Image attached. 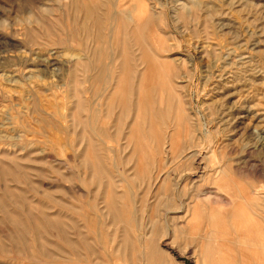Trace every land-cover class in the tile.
<instances>
[{
	"label": "rangeland",
	"instance_id": "1",
	"mask_svg": "<svg viewBox=\"0 0 264 264\" xmlns=\"http://www.w3.org/2000/svg\"><path fill=\"white\" fill-rule=\"evenodd\" d=\"M151 238L263 263L264 0H0V264H141Z\"/></svg>",
	"mask_w": 264,
	"mask_h": 264
},
{
	"label": "bare ground",
	"instance_id": "2",
	"mask_svg": "<svg viewBox=\"0 0 264 264\" xmlns=\"http://www.w3.org/2000/svg\"><path fill=\"white\" fill-rule=\"evenodd\" d=\"M199 9V8H198ZM165 42V41H164ZM163 44V42H162ZM167 45V44H166ZM161 49H163V45L160 46ZM175 68V67H174ZM224 201V202H223ZM222 201V203L224 204L223 207L228 208V210H225L224 212L227 211L226 214H224L225 218L228 217L229 223L232 224H236V219L241 215L240 214V203L241 201L243 202V198L241 197L240 200H235L232 197H227L224 198ZM222 204V205H223ZM242 205V204H241ZM250 207V206H249ZM253 209V208H252ZM221 211V210H220ZM254 211V210H252ZM198 207L196 209V207L194 209L191 210V214H190V220L193 222H197L200 221L202 219V215H199L200 213H198ZM223 212V213H224ZM256 212V211H255ZM253 214V213H252ZM213 216V215H212ZM223 216V215H222ZM220 216V218L222 217ZM217 217V216H216ZM254 217V216H252ZM213 218V217H212ZM218 219V218H217ZM189 220V221H190ZM221 219H219L218 221L220 222ZM216 221V220H215ZM217 221V222H218ZM225 221V220H224ZM253 221V219H252ZM212 222H214V220H212ZM188 226V224H187ZM191 226V225H190ZM254 228V226H253ZM206 235V234H205ZM205 238V237H204ZM227 239V238H224ZM207 240V239H206ZM227 241V240H226ZM230 241V240H229ZM248 242V241H247ZM233 243V242H232ZM206 244V243H205ZM228 244V243H227ZM238 244V243H237ZM241 244V243H239ZM216 246V245H215ZM210 247V246H209ZM229 247V246H228ZM217 248V247H216ZM220 251L219 254V258L218 259V264H222L224 262V264H264V260L263 263L262 262H257L255 261V258H253V254H252V249L250 245H245L239 252V256H238V260L235 259V261H229V258H225V252L228 250H224L225 249V241L223 242H219L218 244V248ZM238 249V248H237ZM164 250V249H163ZM212 250V249H211ZM223 250V252H222ZM230 250V249H229ZM209 249L208 246H206L204 252L201 253V256H206V254L208 253ZM141 252H142V259L141 264H176L174 259H172V257H170V253L168 251H161L158 247V243L155 242L153 240V238L149 239L146 244H144V246H141ZM182 253V252H181ZM230 253V252H229ZM186 254V253H185ZM217 254V253H216ZM227 254V253H226ZM212 255V254H211ZM229 255V254H227ZM208 256V255H207ZM206 256V257H207ZM217 256V255H216ZM256 256V255H255ZM164 257V258H163ZM230 257V256H229ZM205 258V257H204ZM216 258V257H215ZM233 258V257H232ZM203 259V257L201 258V260ZM214 259V258H213ZM231 259V258H230ZM264 259V258H263ZM258 260V259H257ZM197 263V262H196ZM208 263V262H206ZM213 264V262H211ZM181 264V263H179ZM203 264V263H202Z\"/></svg>",
	"mask_w": 264,
	"mask_h": 264
}]
</instances>
